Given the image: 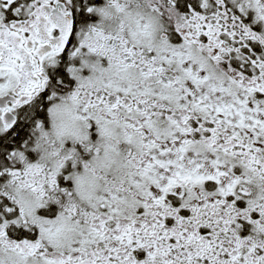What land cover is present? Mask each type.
Masks as SVG:
<instances>
[{
    "label": "snow or ice",
    "instance_id": "1",
    "mask_svg": "<svg viewBox=\"0 0 264 264\" xmlns=\"http://www.w3.org/2000/svg\"><path fill=\"white\" fill-rule=\"evenodd\" d=\"M0 264H264V0H0Z\"/></svg>",
    "mask_w": 264,
    "mask_h": 264
}]
</instances>
